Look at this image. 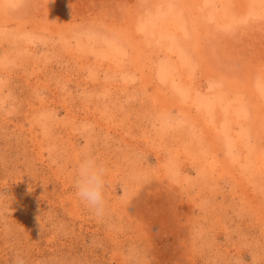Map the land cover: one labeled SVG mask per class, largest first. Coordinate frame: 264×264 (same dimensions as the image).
Wrapping results in <instances>:
<instances>
[{"label":"rangeland","instance_id":"374dc122","mask_svg":"<svg viewBox=\"0 0 264 264\" xmlns=\"http://www.w3.org/2000/svg\"><path fill=\"white\" fill-rule=\"evenodd\" d=\"M156 5L185 14V41L196 62V77L203 69L215 70L222 88L236 85L235 91L229 90L231 95L239 90L237 86L241 89L263 77L264 14L226 29L212 21L197 24L192 0H21L15 6L0 5V264H13L17 253L23 254L26 264H264L262 231L254 212L231 197L235 186L229 179L206 184L208 193L201 195L192 219L182 195L185 187L191 196L203 187L205 177L199 169L172 174L165 181L157 178V158L141 136L140 115L150 102L139 75L127 71L105 75L93 63L92 68H84L67 55L95 34L115 37L110 32L127 21L130 11L152 12ZM5 16L9 20L3 23ZM55 24L68 27V33L51 34L45 29ZM150 45L146 46L159 47ZM34 70L42 74V84L30 85L26 79L35 76ZM117 81L134 88L117 94L114 88L98 84ZM54 91L68 110L59 104L29 112L30 102L46 101ZM87 105L121 120L124 138L91 119L74 118ZM30 121L45 138V166L32 151ZM190 129L184 122L177 132L202 153L206 142L193 137ZM260 140L263 147L264 139ZM85 150L104 165L106 173L122 168L113 187L106 176L103 218L80 200L79 216L67 209L69 204L61 206L66 190L54 171L66 176L69 192L75 191L74 153L79 160ZM165 158L171 163L170 155ZM176 180L183 182L184 192L169 186ZM259 184L264 191V178ZM212 190L217 195L212 196ZM218 225L223 228L217 230Z\"/></svg>","mask_w":264,"mask_h":264},{"label":"bare ground","instance_id":"6f19581e","mask_svg":"<svg viewBox=\"0 0 264 264\" xmlns=\"http://www.w3.org/2000/svg\"><path fill=\"white\" fill-rule=\"evenodd\" d=\"M20 1L0 0V5L5 8L18 5ZM192 1L191 11L197 24L201 20L212 21L227 29L249 16L264 14V0ZM128 15L127 21L121 27L111 26L114 32L110 33L116 35L115 37L107 38L93 34L87 41L80 42L79 39V45L70 48L67 55L76 59L84 68H90L93 63L98 71H105V75L108 71L138 74L140 87L148 92L147 98L150 102L149 109L140 115L143 117L141 123H144L141 136L142 141L149 146L147 148L153 150L157 158L154 171L157 178L165 181L172 174L186 172L191 168L199 169L205 177L203 187L200 186L193 196L188 194L190 188L185 187L186 192L182 195V199L186 198L188 202L192 219L201 195L206 196L204 194L208 193L205 190L206 184H209L210 180L216 183L220 179H229L235 186L231 197L242 201V204L254 212L256 224L260 227L264 240V191L259 184V180L264 178V145L260 147L258 139L260 130L263 132L260 136L264 137V75L254 82L248 81L241 89L237 86L239 90L231 95L229 90L236 89V85H229L230 89L222 88V78L215 70L203 69L196 77V62H192V53L185 41L188 34L187 19L179 9L157 7L152 12L132 10ZM8 20L5 16L1 21L4 23ZM55 25H47L45 29L51 34L67 31L68 27ZM147 44L159 47L148 48ZM89 54H93L95 59ZM200 56H203V52ZM145 59L146 62L143 63ZM33 73V78H26L29 84H42L39 82L42 74L36 70ZM91 73L94 76L96 72L91 70ZM109 83L98 84L105 89L114 88L117 94L134 88V84L129 85L121 81ZM83 84H89V81L83 79ZM57 97L59 93L54 91L46 101L30 102L29 112L34 113L50 105L57 107L59 104L68 110L65 100ZM115 117L114 114L107 115L91 105H87L83 113L74 115V118L82 120L91 119L107 132L122 134L124 138L123 131L126 127ZM174 119L177 122H174ZM184 122L190 124L193 137H198V141L205 140L207 147L202 153H197L196 146L189 144L184 135L178 134L177 129ZM133 125L134 123L130 124ZM28 130L33 153L40 164L47 165L45 138L39 136L38 126L31 121ZM262 139L264 138L260 141ZM164 147L168 149L164 150ZM165 153L172 157L171 163L166 160ZM74 156L79 161L78 153L75 152ZM121 170L118 166L107 171L106 176L112 187ZM54 173L61 179L66 190L61 206L66 208L69 204L67 209L73 215L79 216V199L75 191L69 192L71 186H68L66 176L61 175L58 170ZM183 185L181 180L169 184L173 190L181 193L184 192ZM27 189L29 194L34 193L29 187ZM209 193L212 196L217 195L214 190ZM219 220L217 218L216 222ZM222 228L221 225L216 227L217 230ZM224 250L230 253L232 248ZM236 252L240 253L239 250Z\"/></svg>","mask_w":264,"mask_h":264},{"label":"clouds","instance_id":"9594fccd","mask_svg":"<svg viewBox=\"0 0 264 264\" xmlns=\"http://www.w3.org/2000/svg\"><path fill=\"white\" fill-rule=\"evenodd\" d=\"M73 185L78 199L96 217L103 218L107 210L106 169L89 151L82 152L76 164ZM13 264H26L23 254L13 257Z\"/></svg>","mask_w":264,"mask_h":264}]
</instances>
